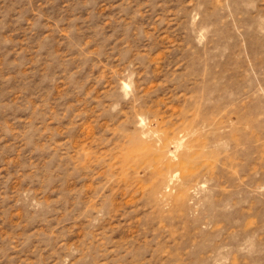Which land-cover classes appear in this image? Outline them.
<instances>
[{
	"label": "rangeland",
	"instance_id": "rangeland-1",
	"mask_svg": "<svg viewBox=\"0 0 264 264\" xmlns=\"http://www.w3.org/2000/svg\"><path fill=\"white\" fill-rule=\"evenodd\" d=\"M0 264H264V0H0Z\"/></svg>",
	"mask_w": 264,
	"mask_h": 264
}]
</instances>
